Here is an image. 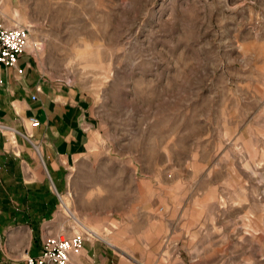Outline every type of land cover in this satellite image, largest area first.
<instances>
[{"label": "rangeland", "instance_id": "374dc122", "mask_svg": "<svg viewBox=\"0 0 264 264\" xmlns=\"http://www.w3.org/2000/svg\"><path fill=\"white\" fill-rule=\"evenodd\" d=\"M0 22L91 112L40 249L85 230L133 264H264V1L0 0Z\"/></svg>", "mask_w": 264, "mask_h": 264}, {"label": "crops", "instance_id": "0c3cea01", "mask_svg": "<svg viewBox=\"0 0 264 264\" xmlns=\"http://www.w3.org/2000/svg\"><path fill=\"white\" fill-rule=\"evenodd\" d=\"M28 53L18 56L16 67L0 63V123L8 129L0 133L1 264H24L25 255H38L41 234L59 230L54 224L58 196L52 186L64 193L70 173L63 172L80 158L93 132L85 100L73 88L45 77ZM30 117L39 124L32 127ZM9 130L29 135L31 141L18 134L15 144ZM120 243L92 235L72 260L74 264H133L121 253L127 248Z\"/></svg>", "mask_w": 264, "mask_h": 264}, {"label": "built area", "instance_id": "2783aa9c", "mask_svg": "<svg viewBox=\"0 0 264 264\" xmlns=\"http://www.w3.org/2000/svg\"><path fill=\"white\" fill-rule=\"evenodd\" d=\"M264 1V0H262ZM30 27L14 24L6 26L0 22V63L9 67H16L18 56L28 46ZM18 71H21L18 68ZM36 97L32 94L31 99ZM31 126L39 124V120L30 117ZM85 230L65 235L62 232L52 233L44 238V242L37 256L27 255L26 264H74L72 255L77 254L83 241L90 237Z\"/></svg>", "mask_w": 264, "mask_h": 264}, {"label": "bare ground", "instance_id": "6f19581e", "mask_svg": "<svg viewBox=\"0 0 264 264\" xmlns=\"http://www.w3.org/2000/svg\"><path fill=\"white\" fill-rule=\"evenodd\" d=\"M89 233H90L91 235H93V234H92V231H90Z\"/></svg>", "mask_w": 264, "mask_h": 264}]
</instances>
